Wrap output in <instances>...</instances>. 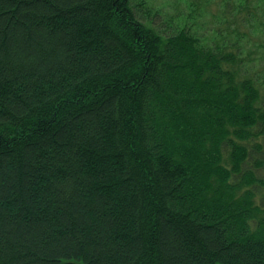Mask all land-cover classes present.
<instances>
[{"label":"trees","instance_id":"16d2710c","mask_svg":"<svg viewBox=\"0 0 264 264\" xmlns=\"http://www.w3.org/2000/svg\"><path fill=\"white\" fill-rule=\"evenodd\" d=\"M193 1L0 0V264H264V0Z\"/></svg>","mask_w":264,"mask_h":264},{"label":"rangeland","instance_id":"374dc122","mask_svg":"<svg viewBox=\"0 0 264 264\" xmlns=\"http://www.w3.org/2000/svg\"><path fill=\"white\" fill-rule=\"evenodd\" d=\"M143 4L147 5L149 8L150 15L155 16L154 12L157 13V19L159 22H162L168 18L169 15L175 14H183L185 16L189 13V6L194 4L193 0H140ZM207 9L204 10V6L198 8L194 15L192 16L193 20L200 19L206 25L205 28H210L215 26V23L218 22V15L222 13L219 9V5L214 2V0H208ZM252 34V33H251ZM253 35V34H252ZM252 46L248 43L246 46L251 48L249 50H253L252 56H254V67L253 68H263L264 63V40L259 34L251 37ZM264 91V89H263ZM264 152V149L262 150ZM258 195L256 200H260L261 196H264V186L259 183L258 187Z\"/></svg>","mask_w":264,"mask_h":264}]
</instances>
